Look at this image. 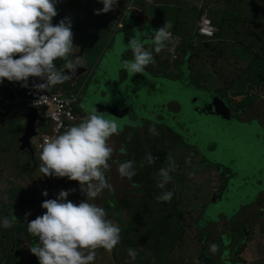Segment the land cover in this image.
Here are the masks:
<instances>
[{"label":"clouds","instance_id":"9594fccd","mask_svg":"<svg viewBox=\"0 0 264 264\" xmlns=\"http://www.w3.org/2000/svg\"><path fill=\"white\" fill-rule=\"evenodd\" d=\"M97 2L102 5V8L94 10L93 14L99 15L101 13L110 12V17L114 19L111 37L114 36L116 31L124 29V22L128 16L135 14V20L138 21L137 16L142 13L140 0H97ZM199 2L201 5L203 0H199ZM56 3L57 0H0V83L7 80L9 82H21V86H26L29 78L32 77L27 88L23 90L22 95L16 96L14 99L4 100L3 103H0V119L5 120L10 118V116L7 117L9 112L11 110H16L21 112V116L23 114L24 121L27 109L32 107L39 111V115L44 118L46 122L53 124L51 136L41 135L39 137L37 133V136L33 138H36L35 146L32 144L33 139L31 140L34 150L33 158L30 152L27 151L30 155L31 163L37 160L40 161L38 171L40 172V177H43L40 178L36 175L31 180L35 181L40 179L39 183L45 185L44 191L41 192L45 200L43 201L41 197L38 202L41 203L39 206L45 211L35 219L26 220V224L23 223L26 225V243L31 240L30 237H33L37 242L35 245H28L29 250L22 251L24 252L23 259L25 260L23 264H97L99 261V254L103 256L104 254H112V252L115 251L118 252L119 249L117 248V244L120 241V233L122 232L118 226L123 224L125 227L129 224L125 220L127 216L126 211L130 208L127 206L128 202H132L131 208L133 210L135 203H143L141 199V195H143L141 194L142 187L140 188L138 185L133 184L132 187H135L134 193L138 196L133 197L134 194L126 195L124 197V200H127L126 202L116 203L115 198L110 201L105 199L104 202L101 201L102 199L97 202H90L103 190H112L111 184H109L105 178V171L109 167L107 161L113 151L112 147L108 144V140L112 135L118 133V126L114 120L104 118L97 110L89 111L84 115H81L79 111L76 116L74 115L76 110L79 109L82 93L89 80H85V78L80 80L79 77L81 76L76 75L77 68L83 65L82 61L78 59V56H73L75 46L73 45V33L71 31V22L69 18L65 17L56 24L52 23V18L57 15L55 9ZM245 3L246 5L248 4L247 2ZM179 6L180 3L175 6L176 9ZM242 6L244 8L245 4H242ZM200 10H204L205 12L208 11L204 9L203 4L199 7L198 12H196L195 25H197V27L193 37L194 47L198 46L201 41L212 40L217 33V29L212 26L211 21L205 14L197 19ZM248 15L249 13H244V16L248 17ZM218 17L220 18L219 15ZM204 21L210 22V26L213 29L212 34L203 33V30H205V28H203ZM173 27H178L179 29L176 31ZM181 30H184V25L177 20H173L172 25H168L165 22L162 25L160 24L155 31L148 33L149 44L142 43V37L137 38V36H132L127 46L122 49V51H126V57L122 54L121 58L122 68L114 73L118 74L119 70H122V77H113L114 81L123 83L127 76L144 72L147 75H149V72L152 76L157 75L158 77L160 74V70L158 69L160 66L164 67L162 65L161 54L165 55L169 46L173 48L172 63L177 65L176 61L180 59L178 49L182 44L186 43L185 39L181 36ZM124 31L127 32L128 35H131V31L127 26ZM184 33L188 36L185 31ZM141 34L142 33H140V35ZM108 46L109 43L105 44L101 50L106 49ZM84 48H86V46ZM259 49L262 51L259 54V58L256 60L258 64L255 65V67H257L255 72L259 73L261 78L257 82H252L245 76L243 78L245 86L235 85L224 93L214 92V89L217 88L215 86L211 91L225 102L226 99L230 102L240 98L242 100L245 99L247 102H245L246 104L244 105L255 103L253 101H255L256 98L263 99L264 92L261 90L264 86V44H260ZM101 50H99V52ZM87 51L90 54V50ZM99 52L89 69L93 68L94 70L99 67H96L102 56V54L99 55ZM58 58L64 60L60 70H57L53 63ZM168 63L171 64L170 57ZM114 74L112 76H114ZM145 78L149 79L147 76H145ZM66 80L67 83L69 80L70 84H72L70 89L68 88L64 92L55 90L58 85ZM38 81L42 82L38 87L44 89L47 96L59 97L63 101L70 102V106L72 107L73 120L66 121V128L57 133L55 131L56 124L46 117L45 112L48 111V108L44 106H35L32 97L29 95L35 83ZM237 86H239V88H237ZM247 86H255L259 96L252 95L253 93H251V99L247 98L249 96L232 98L229 95V92L244 91ZM188 87L193 86L190 85ZM223 94L226 98L221 97ZM228 107L230 109L231 121L233 116L232 111H235L239 106L228 105ZM126 109L124 116H121V118H126L128 112L130 115L135 112L134 106L130 107L128 105ZM238 110V114L242 113L239 108ZM130 115L128 117H130ZM250 122L258 123L264 131V127L260 122L249 120L244 123ZM24 123L26 128V120ZM147 132L154 136V142H156L157 136L160 139L162 138L163 132H156L154 127L150 126ZM1 134L2 133H0V136ZM178 135L182 140H185L181 132ZM8 140L9 138H7L4 145H8ZM165 142L164 145H162V143L160 145L157 142L153 147L165 150L168 153V166L158 170V176L161 179L156 186L160 189H164L167 183L170 185L173 184L172 177L169 174L173 169V162L170 153L165 149ZM17 143L19 150V140ZM133 145L134 143H132L130 147L126 145V149H130ZM140 145L141 148L138 155L140 156V154H142L143 157H140L137 161L133 159L132 154L131 160L121 162L117 165L116 171L121 178L131 179L135 175L133 161L139 167L143 166L141 162L144 160L148 164L153 162V157L149 154L150 149H148L146 145L151 148L154 144L150 145L147 141L141 140L136 143L134 147L139 148ZM144 147H146L148 152L143 151ZM232 149L235 150L234 148ZM236 152L237 156L240 158L239 161L245 159L242 156L243 152L241 149L236 150ZM124 157V155L120 154L118 158L122 159ZM154 160H157V158ZM173 161L177 171H180L182 168L178 167L179 165L176 166L175 157ZM203 161L207 163L206 160L203 159ZM27 169L31 168L27 167ZM219 169L221 168L219 167ZM31 170H33V168ZM26 172H29L31 175L33 173L31 171ZM219 176L228 181V176L221 175V173ZM56 178H61L62 181L68 179L65 181L67 184L77 181L79 183V188L73 189L70 187L67 189L66 184H63V182L56 183ZM4 180L5 178L0 175L1 193H3L2 190L4 184H6ZM24 180L29 181L30 179ZM50 188H60V190H54V199H48V191ZM18 189L20 188L17 187V190ZM11 190H15V188L12 187ZM81 192L85 194V199L82 201H80L82 198V196H80ZM71 194L79 196V199L76 201L80 202L74 204L71 201ZM16 196H18V204H21L20 194H16ZM172 196L173 193L171 190L162 191L157 197V200L168 202L171 200ZM220 198L221 195L214 201ZM110 202H114L115 206L111 207ZM23 203H25V200ZM7 204H9L8 201L3 202L5 209L0 210V229L17 227V224L13 223V220L9 216H3V212L5 211H16L12 203V208H10V204L7 208ZM18 204L16 205L17 207ZM25 204V209L27 206L35 205V203L28 204L27 202ZM20 207H22V205ZM29 214L28 212L24 213L25 218H27ZM18 236L20 237V235ZM1 240L3 241V239ZM4 241L6 240L4 239ZM2 243L3 242L0 243V253L2 251ZM230 244L231 240L229 239V245ZM228 247L230 248L231 246ZM240 247L245 248L244 246ZM238 250L239 249L235 250V248L232 247L230 254L227 256L228 258L226 260H220L221 253H217L218 246L215 243H211L208 245V249H203L202 254L205 256L204 260L206 262L208 259H211L209 264L220 263V261L223 262V264L227 261H235L236 264H248L242 262L241 258L235 255ZM18 251L19 249L16 250V254L20 256L22 252L19 254ZM207 251L210 255L217 253L219 255V257H217L218 260H216V257H207ZM119 253H121L120 250ZM16 254L10 253L6 259V261L9 262H6V264H14L13 260L16 257H13ZM241 255H249L247 248L241 252ZM136 256V250L129 247L127 249L128 260L125 264H131L132 261H135ZM110 259L113 260V257ZM18 261L17 259L15 263ZM26 261H28V263Z\"/></svg>","mask_w":264,"mask_h":264},{"label":"rangeland","instance_id":"374dc122","mask_svg":"<svg viewBox=\"0 0 264 264\" xmlns=\"http://www.w3.org/2000/svg\"><path fill=\"white\" fill-rule=\"evenodd\" d=\"M218 1L219 0H209L210 7ZM237 1L239 0H235V2ZM241 3L246 6L244 1ZM188 4L190 3L185 4V1H183V4H180L177 9H171L167 12L171 19H176L184 25V31L186 32L191 31L196 20V12L194 9H188L187 7H190ZM204 5L206 6L204 9H206L207 4ZM236 6L239 7V3H236ZM244 11L245 10H243V12ZM152 14L156 17L154 13ZM230 15L231 18H236V13H230ZM234 19L233 22L236 25L237 23ZM262 21L264 22V19H262ZM246 36L250 37L248 33ZM105 42H108L107 37H102L98 40V44L100 45L97 47L98 52L104 47ZM172 49V46H169L165 55L161 54L162 65L164 67H160L158 69L160 70L158 77L152 76L149 72V75L145 74V72L136 73L132 76H127L123 83L120 81H114L110 84L109 88L101 90V92L107 93L106 96L101 97V102H119L118 104L116 103V110L107 108V106L104 112L102 109L97 110L104 118L114 120L117 123L118 133H121L120 137H122V150L119 153L125 156L122 159L119 158L118 162L121 163L131 160V155L136 153V149L140 150L141 145L139 148L134 146L141 140L147 141L150 145L155 144L153 140L154 136L147 132L148 128L151 126L155 128L156 132H163L161 141L162 143L166 141L165 149L170 153L172 162L175 157L176 166L179 165L178 167L182 168L180 171L173 168L169 172L172 177L173 184L169 185L168 183L169 186H167V188L175 191L177 194L176 201L175 199L174 201L179 212L176 214V211H174V214L176 215L172 218V222L173 225H176V222H178V229L182 231L180 245L174 250L170 259V264H209L211 259L207 260L208 263L204 260L205 256L202 254L203 249H208L209 244L218 239L222 240V238L223 241H226V244L223 243V249L218 250L221 253L220 260H226L232 248H229L228 246H232V244H236L238 242L241 246L247 248V252L249 253V255L241 256L242 262L248 264H264V181L260 177L250 178L253 169H250V172L248 170H242V168L236 163L230 164V162H228L229 160L220 153H218L214 160L211 161L214 154L206 141L208 136H200L197 143L182 140V138L178 141V143H175L173 142V139H170L171 136L176 137L180 133L182 129L181 122L183 119L186 120L187 118V109L185 105H180L179 110L178 106H175V109L174 107H171V101L178 102L176 99L170 100L169 98L171 87L175 91V95H185V102H194L196 97H200L202 100L203 96L206 98H208V95L211 96L213 94L211 90H213L212 88H215L217 83L215 79L206 77L210 73L212 75L209 67L202 70L205 75L196 77V73L193 74V71L189 68L188 58L185 57V51L183 49H180L178 52L180 59L176 61L178 68L177 72L175 69L170 70V63H168V60L170 57L172 61ZM172 67H175L174 63L172 64ZM121 73L122 70H119V73L114 74L113 77H122ZM177 73L179 76L176 75ZM145 76L149 77V79H146ZM200 83L205 84L207 87L202 86V88H200L198 86ZM190 85L195 86L188 87ZM116 88L120 89L118 95L114 97L111 92ZM237 88H239V86H237ZM261 91L264 92V86ZM252 95L258 94L253 93ZM252 95L247 98H251ZM221 97L226 98L224 94L221 95ZM81 102H86L89 105V102L91 101L88 97H85L81 100ZM232 102H234L235 106H239L238 108L242 111V113L239 114L238 108H236L235 111H232L233 116L231 123L232 127L236 131H238L235 128L236 124L244 123L249 120L260 122L264 127V98H256L254 101L255 103L247 105H244L247 101L245 99L242 100L241 98ZM226 103L229 106L231 105L227 99ZM128 105L130 107L134 106L135 112L131 113L130 117L120 119L119 116H124ZM78 112L79 109L76 110L74 115L76 116ZM192 114L193 113H191L189 117ZM116 118H118V122L116 121ZM214 118L216 121L215 124H213V128L219 135L224 134L223 124L219 121L218 117ZM6 122H8V120H6ZM24 122L25 120L23 121L22 114L19 124L16 121H11L6 125V129L0 125V133H2L0 136V174L2 176L8 173L12 175H21L24 179L31 180L36 175L40 177V172L38 171L40 161L37 160L34 163H31L29 153L27 151L20 152L18 150L17 142L24 133ZM202 122L208 123L207 121ZM17 124L18 131L16 132L14 128ZM22 128L23 131L20 133ZM52 128V123L46 122L45 124H36V130L39 137L41 135L51 136ZM13 136L14 142H12V144L4 145L7 138L12 139ZM112 136L115 144V141L117 142V140H115L114 135ZM222 139L224 140V143H222L224 149H222V151L226 150L229 154H232V148L235 142L226 135H223ZM35 140L36 138L32 140L33 146L36 145ZM132 143H134L133 147L127 150L126 145L130 147ZM146 146L150 149L148 145ZM149 154L152 156L151 153ZM140 157H143V155L140 154ZM203 159L206 160L207 163H204ZM168 162L169 160L166 157L165 163L162 164V168H166L168 166ZM27 167H30L31 169L33 168V170L27 169ZM173 167H175L174 163ZM219 167L221 169H219ZM133 168L135 170L134 176L143 177V169L139 168L134 161ZM222 169L229 170L224 171ZM158 170L157 172L154 170L152 171L156 181V174L158 173ZM26 171H31L33 173L31 175ZM221 171H224L226 176L230 174L231 171L234 173V177H231V180L227 181L225 178L223 179L219 176ZM105 178L107 182L111 184L112 190H103L90 202H97L100 199L104 202L106 198H110V200H112L113 197H116V193L119 191L120 186L117 190V185L119 183L127 182L129 185H133L131 183V179L121 178L118 173L112 172L109 168L105 171ZM21 188L22 187L18 189V193H21V204H18V207L21 205L22 207L16 210V213L13 210L3 212V216H9L13 220V223L17 224V227L0 229V239L4 240L13 236L10 234L11 232H16V229H19L21 240L27 238L21 227V223L24 222V224H26L27 222L24 216V213H26L25 203L37 204V202L41 199V196L37 194H30L28 191V185H26L24 192ZM69 188L70 187H68V189ZM133 189H135V187ZM141 194H143V192ZM14 195L16 196V194ZM220 195L221 198L214 201ZM80 196H82L80 201L85 199L84 193L81 192ZM134 196L138 195L134 193L133 197ZM54 198L55 195L51 197V199ZM71 198V201L74 204L80 202L76 201L79 199V196L71 194ZM24 200L25 203H23ZM11 203L12 202H9L11 206L9 204L6 205L7 208L9 206L12 208ZM0 204V210L5 209L3 202H0ZM39 204L41 205V203ZM110 205L111 207H114L115 203L110 202ZM131 205L132 202H128L127 206L130 208L126 211L127 216L125 220L127 223H131L132 212L134 211L131 208ZM159 207L160 204L157 202L151 203V210L154 212L155 217L162 215ZM170 210L171 209H169V211ZM149 211L150 205L147 204L146 211L143 216L144 218L148 216ZM118 227L120 228V231H122L124 225L122 224ZM244 228L247 230L246 233L243 232ZM232 238L233 241L229 245V239ZM130 239L134 240L140 249L148 248L145 241L143 242L141 240V242H139L133 237ZM24 249L25 247L21 244L18 253L20 254ZM156 253L158 254L159 252ZM125 254L127 255V252H125ZM23 255L24 252H22L20 256L16 254V258L13 260L14 264L25 263ZM208 256L216 257V260H218L217 257H219L217 253L214 255L209 254ZM112 257L113 260L110 259ZM98 258L99 261L97 264H125V261L122 260V256L119 255V250L118 252L115 251L112 252V254H104L103 256L102 254H99ZM140 258L144 259V264H152V261L154 264H157L155 255L150 251L144 252V255H140ZM17 259L19 261L15 263ZM149 260L150 263L148 262ZM26 262L28 263V261ZM220 263L223 264L221 261ZM224 263L236 264L235 261H227Z\"/></svg>","mask_w":264,"mask_h":264},{"label":"trees","instance_id":"16d2710c","mask_svg":"<svg viewBox=\"0 0 264 264\" xmlns=\"http://www.w3.org/2000/svg\"><path fill=\"white\" fill-rule=\"evenodd\" d=\"M242 1L244 0H239L237 2L234 0H219L210 7L209 0H203L200 7L203 4H207L206 9L208 11L205 12L204 10H200L197 19L205 14L211 21L212 26L217 29V33L212 40L201 41L196 47L193 46V37L196 33L197 25H194L191 31H185L188 36H186L185 33L181 35L186 43L179 47L178 52L180 49L185 51L184 55L188 58L189 68L193 71V74L196 73V77L205 75L202 70L209 67L212 75L210 73L206 77L213 78L217 81V88L214 89L216 93H224L235 85L245 86V81H243L245 76L252 82H257L261 78V75L255 72L257 68L255 65L258 64L256 60L259 58V54L262 51L259 49L260 44H264V22L262 21V19H264V0H247L248 4L244 6V8L241 3ZM236 3H239V7L236 6ZM205 7L204 5V8ZM243 10L245 11L243 12ZM233 12L236 13V18H233L237 23L236 25L230 15V13ZM244 13H249L248 17L244 16ZM173 29L177 31L179 28L173 27ZM247 33L250 37L246 36ZM198 86L200 88H202V86L207 87L203 83H200ZM119 118L125 119L124 117L121 118V116H119ZM170 139H173V142L177 143L181 140L178 135L176 137L171 136ZM157 142L160 145L162 143L158 136L155 144L150 148L153 162L151 164H148L145 160L141 162L143 166L139 168L143 169V177L134 176L131 178L132 184L138 185L140 188L142 187L141 191L143 195H141V199L143 203H135L131 223L124 227L120 233V241L117 244V248L121 251L119 255L122 256V260L125 262L128 260L125 254L127 249L131 247L136 250L137 256L135 261H132L131 264H144L145 261L140 258V255H144V252L148 251L155 255L157 264H170V259L174 250L180 245L182 231L178 229V222H176V225H173L172 222V218L179 212L175 204L176 192L171 190L173 196L168 202L157 200V197L162 191L170 190L167 188V186L170 185H168V183L165 184L164 189L158 188L156 185L161 178L157 173L156 181L152 174L153 170L157 172L158 169L162 168L165 157L168 158V153L165 150L153 148ZM162 145H164V143H162ZM143 151L148 152L146 147L143 148ZM139 152L140 150L136 149V154H133V159L139 160ZM156 158L157 160H154ZM173 168L177 170L176 167ZM222 170L228 171L227 169ZM224 171H222L223 175H225ZM152 202L160 204L159 208L162 215L155 217L154 212L151 210ZM147 204L150 205V211L148 216L144 218L143 216ZM169 209L171 210L169 211ZM174 211H176V214H174ZM198 227L200 228L199 225ZM132 237L139 242H141V240L143 242L145 241L148 248L140 249L137 243L130 239ZM225 242L226 241H223L222 238V240L218 239L213 243L218 246V250H221ZM235 250H237V248H235ZM244 250L245 248L239 249L235 255L241 258V252ZM156 252L159 253L157 254ZM148 262L150 263V260ZM152 264H154L153 261Z\"/></svg>","mask_w":264,"mask_h":264},{"label":"crops","instance_id":"0c3cea01","mask_svg":"<svg viewBox=\"0 0 264 264\" xmlns=\"http://www.w3.org/2000/svg\"><path fill=\"white\" fill-rule=\"evenodd\" d=\"M183 1L188 4L190 7L188 9H194L195 12H198L200 7L199 0H140V5L142 6V13L137 16L138 21L135 20L136 15L132 14L125 19L124 25L125 27L131 31V35H128L124 29L116 31L114 36L111 37L112 30L114 27V19L110 17V12L101 13L99 15H94V10L102 8V5L97 2V0H57L55 5V9L57 15L52 18V23L56 24L59 20L67 17L71 22V31L73 33V45L75 46V51L73 56H78V59L82 61V67H78L76 71L77 76L80 80L84 79L89 80L85 90L82 93V97L79 103V111L81 115L89 112L90 110H100L102 109L103 112L107 108L117 109V104L119 102H101V97L106 96L107 93L101 92V90H105L109 88L110 84L114 82L113 74L118 72V69L122 68L121 65V58L122 54L126 57V51H122L128 44L129 39L132 36H137V38H141L142 43L149 44V36L148 33H151L156 30V28L163 23H167L168 25H172V21L176 19H171L170 15L167 13L171 9H176V5L178 3L182 4ZM247 2V0H245ZM154 13L156 17L153 16ZM141 30V31H139ZM140 33H142L140 35ZM181 34H184V30L180 31ZM102 37H107L108 42L104 44H108L109 46L101 50L99 55L102 54L99 62L97 63V69H89L92 65L93 61L95 60L96 56H98L97 47L100 45L98 44V40ZM102 44V45H104ZM86 46V48H84ZM87 50H90V54ZM57 70H60L63 66L64 60L56 59L54 62ZM172 61L170 64V70L175 69L177 72V65L172 67ZM84 67V68H83ZM162 67V66H160ZM67 70V69H66ZM65 70V71H66ZM160 72V71H159ZM179 76V74H176ZM157 77V75H155ZM32 77L29 78L26 86H21V82H9L4 80L0 83V103H3L4 100L14 99L16 96H20L23 94V90L27 88L29 81ZM72 84H70L69 80H67L58 85L55 90L59 92H64L68 88L70 89ZM120 88H116L111 94L116 97L119 93ZM85 97H88L91 102H81V100ZM230 102V101H229ZM117 103V104H116ZM242 103V102H240ZM231 105H234V102H230ZM230 105V106H231ZM100 114V113H99ZM128 116L130 113H127ZM8 119L1 120L0 125L6 129V125L11 121H16L18 124L21 120V112L16 110H11L9 112ZM126 116V117H128ZM8 120V122H6ZM118 122V118H116ZM18 124L15 126L14 130L18 131ZM128 128V127H126ZM23 131V128L20 130V133ZM123 131V130H121ZM15 136V135H14ZM14 136L12 139L8 140V144H12ZM115 140L113 141V136H111L108 140V144L112 147L113 151L107 161L109 165V169L112 172L117 173L116 167L119 164L118 157L120 156V151L122 150V137H120V133L114 135ZM122 136V135H121ZM120 137L119 139H117ZM1 175V174H0ZM42 175V174H41ZM5 178V183L3 187V193L0 195V202H12L14 208L18 210L21 207H17L18 204V196L14 194H21L18 193L17 187H22L21 190L24 192L26 185H28V191L30 194H37L42 197V200H45V197L41 195V192L44 191L45 185L39 183V180L35 181H25L21 175H12L6 174L3 176ZM41 176L40 178H42ZM57 182H63L66 184L67 189L68 187H72L73 189L79 188V183L77 181H73L71 184H67L65 181H62L61 178H56ZM6 185V186H5ZM120 186V188H119ZM14 187L15 190H11ZM119 191L116 193V197H113L112 200L115 198L116 203L126 202L124 197L126 195L134 194L135 189L127 182H122L117 185V190ZM130 189V190H129ZM133 189V190H132ZM54 190H60V188H50L48 191V199H51L53 196ZM14 191V192H12ZM107 201H110V198H106ZM26 212L30 213L26 220L35 219L37 216L41 215L45 210L39 206V203L27 206L25 209ZM24 223V222H23ZM22 224V230L25 232L26 225ZM13 224V223H12ZM25 228V229H24ZM13 235L6 241H2L0 239L2 251L0 253V264H6V259L8 258L10 251L16 254V250L21 247V244L25 247L24 250H29L28 245H35L37 242L34 240L33 237H30V241L26 243V239L21 240L18 235L19 229H16V232L11 233ZM16 256L14 255L13 258Z\"/></svg>","mask_w":264,"mask_h":264},{"label":"water","instance_id":"95a60500","mask_svg":"<svg viewBox=\"0 0 264 264\" xmlns=\"http://www.w3.org/2000/svg\"><path fill=\"white\" fill-rule=\"evenodd\" d=\"M251 93L258 94L255 86H247L244 91L229 92V95L232 98H236L247 97L250 96ZM169 98L170 100L176 99L178 101H171L172 104L170 105L174 107V109L175 106H178L179 110L182 104L185 105L187 109V118L186 120H182V129L180 131L185 140L197 143L200 136H208L206 141L214 154L211 161L220 153L229 160L228 162H230V164L236 163L242 170H248L250 172V169H253L250 178L260 177L264 181V132L258 123L250 122L236 124L235 128L238 130L236 131L232 127L230 121V109L227 103L214 93L211 96L208 95V98L203 96V101L200 97H196L194 102H185V95H175V91L171 87ZM191 113L193 114L189 117ZM214 117H218L219 121L223 124L224 134L219 135L213 128V124H215L216 121ZM25 120L26 128L25 133L19 139V150L21 152L29 151L33 158L34 150L31 140L37 136L35 125L37 122L46 123V120L39 115L37 109L32 107L27 109ZM202 121H207L208 123ZM223 135L228 136L235 142L233 145L235 150L232 149V154H229L226 150L222 151V149H224L222 146V143H224L222 139ZM240 149L243 152L242 156L245 158L241 161H239L240 158L237 156L236 152V150ZM230 155H232L233 158Z\"/></svg>","mask_w":264,"mask_h":264},{"label":"built area","instance_id":"2783aa9c","mask_svg":"<svg viewBox=\"0 0 264 264\" xmlns=\"http://www.w3.org/2000/svg\"><path fill=\"white\" fill-rule=\"evenodd\" d=\"M203 33L212 34L213 29L209 21L203 22ZM42 82L35 83L29 95L32 97L33 103L37 107H47L48 111L45 112L46 117L51 119L56 124V133L65 129V122L73 120L72 107L70 102L63 101L59 97H49L46 95L45 90L38 87Z\"/></svg>","mask_w":264,"mask_h":264},{"label":"flooded vegetation","instance_id":"af4514ba","mask_svg":"<svg viewBox=\"0 0 264 264\" xmlns=\"http://www.w3.org/2000/svg\"><path fill=\"white\" fill-rule=\"evenodd\" d=\"M228 170H229V169H228ZM221 175H223L222 172H221ZM225 176H226V175H225ZM227 176H228V180H230L231 177H234V173L230 171V174H228ZM243 232H244V233L247 232L246 228L243 229ZM230 240H231V242H232V241H233V238L230 239ZM240 246H241V244L237 242L236 244H232L231 247H234V248L240 249V248H241ZM208 255H209V254H206L207 257H209ZM209 258H213V257H209Z\"/></svg>","mask_w":264,"mask_h":264}]
</instances>
